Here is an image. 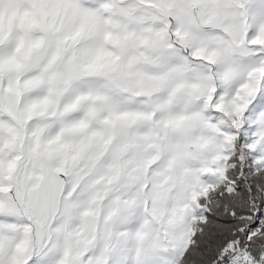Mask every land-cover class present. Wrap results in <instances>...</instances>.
<instances>
[{
    "label": "snow or ice",
    "instance_id": "obj_1",
    "mask_svg": "<svg viewBox=\"0 0 264 264\" xmlns=\"http://www.w3.org/2000/svg\"><path fill=\"white\" fill-rule=\"evenodd\" d=\"M0 264H264V0H0Z\"/></svg>",
    "mask_w": 264,
    "mask_h": 264
}]
</instances>
